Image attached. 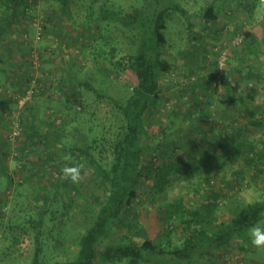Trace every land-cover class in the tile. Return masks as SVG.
Returning a JSON list of instances; mask_svg holds the SVG:
<instances>
[{
  "label": "rangeland",
  "instance_id": "1",
  "mask_svg": "<svg viewBox=\"0 0 264 264\" xmlns=\"http://www.w3.org/2000/svg\"><path fill=\"white\" fill-rule=\"evenodd\" d=\"M174 2L187 17L173 10L165 15L164 52L172 67L161 78L156 110L144 118L153 137L169 132L168 117L183 131L150 153L170 172L162 189L140 179L117 231L135 241L163 240L165 207L175 198L190 209L209 202L213 216L226 221L231 207L264 194V173L231 153L245 140L264 153V20L256 18L255 0ZM97 3L125 13L144 9L148 0H0V264H29L36 253L47 263L75 258L78 238L104 196L90 167L73 184L59 179L63 165L54 160L66 154L73 133L99 135L116 116L107 100L93 95L83 93L85 107L78 105L67 74L119 99L137 83L124 66L137 29L98 20ZM209 5L213 20L204 16ZM40 186L56 191L57 201L47 205L37 245L33 221L45 198ZM182 225L171 222L173 244L181 243ZM214 264H264V251L234 240Z\"/></svg>",
  "mask_w": 264,
  "mask_h": 264
},
{
  "label": "trees",
  "instance_id": "2",
  "mask_svg": "<svg viewBox=\"0 0 264 264\" xmlns=\"http://www.w3.org/2000/svg\"><path fill=\"white\" fill-rule=\"evenodd\" d=\"M96 6L98 20L137 29L135 43L124 65L134 72L137 83L125 98L119 99L86 79L81 80L72 74L65 76L64 82L73 89L78 105L85 107L84 95L89 94L99 101L107 100L115 109L114 124L103 127L99 135L73 133L74 141L66 147V154L54 156L55 162L62 163L63 167L70 166L72 161L83 164V170L90 167L103 182L104 196L97 201V209L90 223L78 238L75 258L47 263L40 261L36 253L29 264H104L123 259L128 260L129 264H214L217 254L232 241L241 240L245 246H249L247 230L257 220L264 218V194L260 199L231 207L230 217L226 221H218L213 216L214 205L209 202L190 209L183 205L180 198H175L165 207L166 235L162 241L153 243L147 236L135 241L129 233L118 234L119 227L123 225L122 219L138 197L140 179H152L154 185L162 189L165 175L170 172L167 165L157 164V156L150 153L164 142H170L172 135L178 137L183 131L182 125L172 128L173 119L168 117L166 128L169 132L163 131L160 136L153 137L147 129L144 115L147 111L156 110L161 78L172 67V60L164 52L165 15L169 10L178 11L186 17L187 14L174 0H148L144 9L137 7L125 13L100 3ZM213 12V6H207L205 18L215 19ZM171 113L174 117L178 116L176 109ZM73 127L79 129V125ZM231 153L258 173H264V153L261 154L253 142H238L231 148ZM23 183L29 181L23 180ZM38 189L45 198L38 209L39 217L33 221L37 245L47 205L57 201L56 191L50 194V188L46 186ZM75 193L72 192L74 197ZM195 215L197 220L193 218ZM173 219L183 224L180 244H173L170 238ZM160 256H164L163 262L158 260Z\"/></svg>",
  "mask_w": 264,
  "mask_h": 264
},
{
  "label": "clouds",
  "instance_id": "3",
  "mask_svg": "<svg viewBox=\"0 0 264 264\" xmlns=\"http://www.w3.org/2000/svg\"><path fill=\"white\" fill-rule=\"evenodd\" d=\"M255 10L257 12V20H264V0H255ZM82 170L83 164L78 161H72L70 166L66 165L61 169L59 179L78 184L85 179ZM247 235L253 248L264 251V218L252 224L247 230Z\"/></svg>",
  "mask_w": 264,
  "mask_h": 264
}]
</instances>
